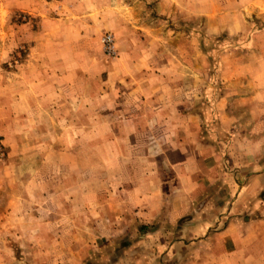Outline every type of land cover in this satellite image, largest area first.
Masks as SVG:
<instances>
[{
	"label": "crops",
	"instance_id": "1",
	"mask_svg": "<svg viewBox=\"0 0 264 264\" xmlns=\"http://www.w3.org/2000/svg\"><path fill=\"white\" fill-rule=\"evenodd\" d=\"M158 6L208 18L217 12L231 18L220 20L236 35L256 19L261 22L248 40L250 59L225 68L227 84L218 88L213 103L210 91L207 95L218 110L219 141L215 133L210 135L215 143L205 134L197 138L196 122L212 119L203 110L196 114L194 90L161 77L153 91L158 96L122 102L123 114L110 121V130L93 128L100 121H91V136L106 144L111 157L100 161L90 147L84 161L75 146L63 167L78 171L73 192L51 190L65 181L50 174L36 211L34 176L23 182L26 193L15 179L10 193L4 191L0 178V264H98L100 258L90 259V250L132 233V220L147 226L160 218L169 225L158 230L160 239H148L147 233L139 242L154 246L155 255L139 254L133 261L153 256L154 264H264V0H162ZM40 45L43 54L37 58L44 56L47 42ZM148 120L154 130H147ZM72 127L75 137L84 132L76 130V122ZM84 169L90 177H82ZM123 258L130 264L131 258Z\"/></svg>",
	"mask_w": 264,
	"mask_h": 264
},
{
	"label": "rangeland",
	"instance_id": "2",
	"mask_svg": "<svg viewBox=\"0 0 264 264\" xmlns=\"http://www.w3.org/2000/svg\"><path fill=\"white\" fill-rule=\"evenodd\" d=\"M160 1L0 0V178L5 179L4 191L10 193V184L16 183L11 179H15L20 192L26 193L23 182L34 176L36 211L44 202L50 174L65 181L52 184L51 190L73 192L78 171L63 167L69 165L68 156L74 154L75 146L84 161L90 147L100 161L109 154L106 144L91 136V121H100L93 128L110 130V121L123 114L122 102L158 96L153 91L161 77L194 90L196 114L203 110L202 115L212 119L196 122L197 138L205 134L214 142L210 135L215 133L217 144L218 110L209 104L217 97L218 88L227 84L225 68L250 59L248 40L261 22L256 19L254 26L242 27L236 35L224 30L221 23L231 18L218 17L217 12L208 18L162 10ZM246 19L249 22L251 17ZM106 34L114 39V55H108L101 44ZM42 42H47L46 50L37 58L43 54ZM37 44L36 51L31 50ZM163 67L170 69L160 74ZM73 118L76 130H84H78L77 137L72 127L75 122L69 121ZM152 122H146L148 131L154 130ZM226 129L229 127H222L224 132ZM146 140L156 143L162 139ZM62 152L66 158H60ZM51 161H60L61 167H44ZM102 172L107 175L106 170ZM82 174L90 177L89 170ZM130 224L132 233L115 238L112 245L100 246L98 251L90 250V259L100 258L98 264H123V259H128L125 256L131 258L130 264H151L153 256L144 263L133 261L139 254L148 258L149 252L157 251L154 246H139V242L147 233L148 239H160L157 232L168 223L160 218L147 226L138 220Z\"/></svg>",
	"mask_w": 264,
	"mask_h": 264
},
{
	"label": "built area",
	"instance_id": "3",
	"mask_svg": "<svg viewBox=\"0 0 264 264\" xmlns=\"http://www.w3.org/2000/svg\"><path fill=\"white\" fill-rule=\"evenodd\" d=\"M101 44L103 46L104 51L108 55L115 54V46H114V39L111 35L106 34L101 38Z\"/></svg>",
	"mask_w": 264,
	"mask_h": 264
}]
</instances>
